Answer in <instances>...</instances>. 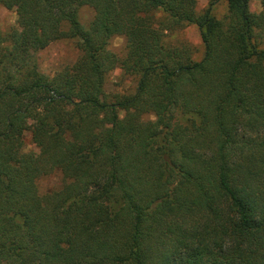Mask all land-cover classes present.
Here are the masks:
<instances>
[{
    "label": "trees",
    "instance_id": "1",
    "mask_svg": "<svg viewBox=\"0 0 264 264\" xmlns=\"http://www.w3.org/2000/svg\"><path fill=\"white\" fill-rule=\"evenodd\" d=\"M227 1L223 21L217 0H0L19 14L0 40V264H264V0ZM185 24L200 60L166 39ZM62 38L82 54L48 75L36 52ZM117 67L137 89L107 101Z\"/></svg>",
    "mask_w": 264,
    "mask_h": 264
},
{
    "label": "rangeland",
    "instance_id": "2",
    "mask_svg": "<svg viewBox=\"0 0 264 264\" xmlns=\"http://www.w3.org/2000/svg\"><path fill=\"white\" fill-rule=\"evenodd\" d=\"M197 12L205 11L213 0H196ZM262 9L261 0H249V10L251 13H259ZM212 14L218 19L226 21L229 15L228 1L217 0L212 6ZM95 17V10L89 6L84 5L79 10V20L84 26H89L90 22ZM19 14L17 7L8 8L0 5V40L7 38L9 33L19 28L18 23ZM169 44H180L182 42L188 43L192 48L193 58L200 60L204 56V45L201 39L200 31L195 24H185L173 31H170L167 36ZM109 49L122 57L126 53V38L124 35H115L109 42ZM82 52L79 47V40L77 38H62L50 43L46 48L38 50L36 56L39 59L41 70L48 74L54 75L67 65L74 63ZM138 79L134 76L127 75L120 67L112 70L108 76L105 90L107 101L113 100L117 94L132 95L136 92ZM124 115V111H121ZM154 119L153 115L148 117ZM105 131L111 130V125L106 124ZM24 152H38V147L31 139V134L28 133L24 141ZM65 179L60 171L55 170L49 174L41 175L37 179L38 189L41 195L46 194L52 190L59 189Z\"/></svg>",
    "mask_w": 264,
    "mask_h": 264
}]
</instances>
